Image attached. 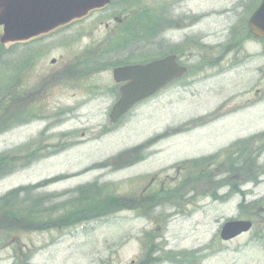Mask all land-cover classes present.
<instances>
[{
  "label": "rangeland",
  "instance_id": "374dc122",
  "mask_svg": "<svg viewBox=\"0 0 264 264\" xmlns=\"http://www.w3.org/2000/svg\"><path fill=\"white\" fill-rule=\"evenodd\" d=\"M168 3L166 33H123L114 3L41 37L27 68L13 70L25 48L0 54V94L8 80L26 104L0 97V197L21 189L0 206V264H264V42L247 39L259 0ZM176 50L187 75L112 125L114 63ZM244 219L249 233L220 239Z\"/></svg>",
  "mask_w": 264,
  "mask_h": 264
},
{
  "label": "water",
  "instance_id": "95a60500",
  "mask_svg": "<svg viewBox=\"0 0 264 264\" xmlns=\"http://www.w3.org/2000/svg\"><path fill=\"white\" fill-rule=\"evenodd\" d=\"M108 0H0V26H4L3 44L27 41L82 18L89 10L106 5ZM251 33L264 38V0L248 21ZM186 70L168 57L146 66L117 68L113 72L121 88V99L112 109L115 123L137 103L155 95L169 83L182 77ZM251 222L233 221L224 225L221 238L230 241L251 229Z\"/></svg>",
  "mask_w": 264,
  "mask_h": 264
},
{
  "label": "trees",
  "instance_id": "16d2710c",
  "mask_svg": "<svg viewBox=\"0 0 264 264\" xmlns=\"http://www.w3.org/2000/svg\"><path fill=\"white\" fill-rule=\"evenodd\" d=\"M4 51H5L4 48H3L2 46H0V54L5 53ZM0 56H1V55H0ZM25 65H26V63H24L23 66H25ZM9 82H10V81H7L6 83H4V84L2 85V88H3V90L5 91V94H7V91H6V90L11 89V87L9 86V85H10ZM3 93H4V92H3ZM3 93H1L0 96H1V95L3 96ZM11 97H13V96L9 93V98H11ZM20 190H21V189L16 190V191H13L11 194H13V193H17V192L20 191ZM9 195H10V194H9ZM9 195H8V196H9ZM8 196H6V197H4V198H2V199L0 200V206H3V205H4V204H2V201L5 200V198H7ZM14 218H17V215H15ZM17 219H18V218H17Z\"/></svg>",
  "mask_w": 264,
  "mask_h": 264
},
{
  "label": "flooded vegetation",
  "instance_id": "af4514ba",
  "mask_svg": "<svg viewBox=\"0 0 264 264\" xmlns=\"http://www.w3.org/2000/svg\"><path fill=\"white\" fill-rule=\"evenodd\" d=\"M133 12H134V10H127V14L129 15V16H132V14H133ZM115 21H119V22H122V20H120V19H118V18H115Z\"/></svg>",
  "mask_w": 264,
  "mask_h": 264
}]
</instances>
